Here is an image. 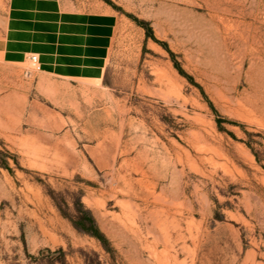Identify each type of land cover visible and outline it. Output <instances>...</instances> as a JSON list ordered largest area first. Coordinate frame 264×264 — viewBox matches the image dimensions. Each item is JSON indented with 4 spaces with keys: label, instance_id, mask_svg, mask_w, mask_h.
<instances>
[{
    "label": "rangeland",
    "instance_id": "374dc122",
    "mask_svg": "<svg viewBox=\"0 0 264 264\" xmlns=\"http://www.w3.org/2000/svg\"><path fill=\"white\" fill-rule=\"evenodd\" d=\"M110 1L99 82L0 62V264H264V0Z\"/></svg>",
    "mask_w": 264,
    "mask_h": 264
},
{
    "label": "crops",
    "instance_id": "0c3cea01",
    "mask_svg": "<svg viewBox=\"0 0 264 264\" xmlns=\"http://www.w3.org/2000/svg\"><path fill=\"white\" fill-rule=\"evenodd\" d=\"M7 0L0 29V62L14 66L36 53L40 75L68 81L101 79L118 23L101 0Z\"/></svg>",
    "mask_w": 264,
    "mask_h": 264
},
{
    "label": "trees",
    "instance_id": "16d2710c",
    "mask_svg": "<svg viewBox=\"0 0 264 264\" xmlns=\"http://www.w3.org/2000/svg\"><path fill=\"white\" fill-rule=\"evenodd\" d=\"M106 1L108 4H111L114 8H119L117 7L116 5H114L110 0H104ZM138 24H142V21H139L137 19H135ZM145 30H146V34L150 37H152L154 40H156L154 37H153V34H152V30L150 29V27H145ZM164 46V48L166 50H168L170 52V50L166 47V45L164 43H160ZM175 66L178 68V70L180 71V73H182L183 75H185L189 80H191V82H194L193 79L186 75L178 66L177 64L175 63ZM77 228H79L80 230L84 231V232H87V233H90L94 236H96L99 240H101L103 242V237L101 234H99L97 232V229H94L96 227H94V221L92 219V217L89 215V214H86L84 213L80 218H79V221L78 223L75 225Z\"/></svg>",
    "mask_w": 264,
    "mask_h": 264
},
{
    "label": "built area",
    "instance_id": "2783aa9c",
    "mask_svg": "<svg viewBox=\"0 0 264 264\" xmlns=\"http://www.w3.org/2000/svg\"><path fill=\"white\" fill-rule=\"evenodd\" d=\"M28 61L32 65V68H33L32 70H34V71H38L39 70V68H40L39 59H38V55L36 53H30L28 55ZM24 74H25L26 77H28V76H30L32 74V71L27 70V71H25Z\"/></svg>",
    "mask_w": 264,
    "mask_h": 264
},
{
    "label": "bare ground",
    "instance_id": "6f19581e",
    "mask_svg": "<svg viewBox=\"0 0 264 264\" xmlns=\"http://www.w3.org/2000/svg\"><path fill=\"white\" fill-rule=\"evenodd\" d=\"M95 80H96V79H95ZM97 80H98V82H99L100 79H97Z\"/></svg>",
    "mask_w": 264,
    "mask_h": 264
}]
</instances>
